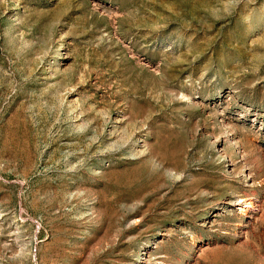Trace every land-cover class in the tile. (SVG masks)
I'll return each instance as SVG.
<instances>
[{"label":"rangeland","instance_id":"1","mask_svg":"<svg viewBox=\"0 0 264 264\" xmlns=\"http://www.w3.org/2000/svg\"><path fill=\"white\" fill-rule=\"evenodd\" d=\"M0 264H264V0H0Z\"/></svg>","mask_w":264,"mask_h":264}]
</instances>
